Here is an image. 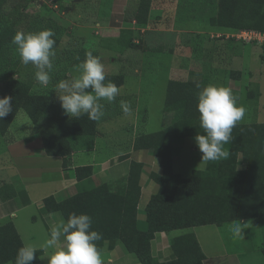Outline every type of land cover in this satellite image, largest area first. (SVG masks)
Masks as SVG:
<instances>
[{"label": "trees", "instance_id": "1", "mask_svg": "<svg viewBox=\"0 0 264 264\" xmlns=\"http://www.w3.org/2000/svg\"><path fill=\"white\" fill-rule=\"evenodd\" d=\"M236 1V0H234ZM248 2L239 30L264 32V0ZM14 2V4L12 3ZM26 0H0V58L14 42L15 26ZM152 0H139L129 18L145 23ZM260 13L254 16V11ZM46 29L54 44L62 26ZM130 34L131 37L125 35ZM123 38V39H122ZM126 38V39H124ZM133 32L122 29L117 44L131 49L141 48L133 41ZM230 74L239 78V70ZM2 76H0V81ZM124 83L118 74H97L90 83L73 88L76 94L112 92ZM21 86H19V85ZM30 84L20 80L0 86V135L5 136L16 113L22 109L37 122L52 106L48 93L30 91ZM195 81L169 79L163 110L172 113V123L154 133L135 136L134 149H151L160 157V174H152L158 190L145 206V226L138 229L137 203L140 196L142 163L132 161L124 194L111 192L106 184L67 199H43V212L60 211L64 218L62 236L70 252H78L83 243L120 240L141 264H204L205 255L192 232L178 236L183 255L159 262L150 254L154 233L202 225H221L231 221L264 217V122H219L204 117L205 104ZM97 108L89 107L74 115H64L48 126L55 152L63 164L71 153L70 135L97 133ZM207 139L204 170H195L188 178L172 170L173 144L185 137ZM242 166H238V157ZM77 169L80 175L89 170ZM41 249L26 250L11 221L0 225V264H35ZM264 255V248H263ZM86 264V263H85Z\"/></svg>", "mask_w": 264, "mask_h": 264}, {"label": "crops", "instance_id": "2", "mask_svg": "<svg viewBox=\"0 0 264 264\" xmlns=\"http://www.w3.org/2000/svg\"><path fill=\"white\" fill-rule=\"evenodd\" d=\"M102 1L108 7L105 9L103 5L100 8L99 16L94 22L99 50L80 52L65 70V74L74 83L88 78H92L91 81H93L97 74H112L107 71L110 70L109 66L118 63L121 67L120 74L124 76L123 85L112 92L76 94L71 91V95L64 97L66 99L62 98L54 103L60 83L54 88L44 79L43 85H48L45 93L52 96L53 108L34 122V126L27 134L12 133L9 128L5 136L0 135V225L11 221L26 250H42L43 253L35 264H40L47 254L51 255L55 264H141L136 255L128 252L120 240L91 241L83 243L78 252H70L62 236L63 215L60 211L43 212V199L52 196L60 201L89 191L101 184H106L111 192L124 194L131 162H141L139 181L141 191L136 207V218L137 228L143 229L140 222H145V206L157 191V183L152 178V174L161 173L160 157L153 155L151 149H134L133 141L138 134L131 133L125 140L118 139L113 144L117 152L99 156L101 148L98 147L97 141L105 138L107 133L100 131L97 126L95 135L68 137L71 153L63 164L62 157L55 152L48 129V126L52 124L50 117L55 118L67 113L75 114L89 107H96L97 124L99 121L131 111L134 112L135 120L137 107L129 106L118 111L110 110L113 103L130 102L128 99L132 93H120L119 89H124L131 78V72L139 73L138 77L133 76V79L134 84L138 81V85H141L146 53L155 58L156 55L153 52H171L168 54L173 58L175 52H181V45H179L181 41L190 43L205 41V36L221 37L218 40L221 41V45H224L222 52H228L230 49L229 44H224L223 41H228L227 37L231 33L222 24L206 23L207 28L204 27L205 25L198 27L199 23L197 24L196 19H189L190 17L181 19L176 17L178 13L173 19L171 17L160 19L164 10L163 1L157 3L156 0H152L145 23H138L129 18L128 12L134 9L137 0ZM178 1L181 2L176 10L180 8V12L181 7H186L189 2L192 3V0ZM105 10L106 14H104ZM163 19L166 21L164 22ZM185 24L186 26L183 27ZM122 29L131 30L133 41L140 42L141 48L131 49L117 44L116 41ZM125 35L131 37L130 34ZM183 49L186 52L190 51L188 46H183ZM84 51L87 49L84 48ZM112 52L118 55H112ZM129 52H141L142 61L139 64L133 62L129 59ZM84 55L90 59L84 62L82 60ZM158 56L162 57V54ZM172 67H174L173 64ZM91 81L75 85V87ZM99 93H107V95L103 96ZM88 103L92 105L85 107ZM122 130L128 132V127L123 126ZM181 143L182 140L173 144V154L177 156L181 154ZM193 147L195 152L200 150L207 153L204 150L207 145ZM88 154L90 156H87ZM174 165H176L175 155L172 159L173 169ZM84 168H89L85 169L89 171L79 176L77 169ZM252 219L257 221L255 229L242 228L243 238L247 240L246 247L243 245L238 249L229 247V243L222 234L224 231L220 229L222 224H211L156 232L150 240V254L159 262L181 257L183 250L177 238L181 234L192 232L205 255L204 264H264V217ZM246 221L245 219L240 222ZM39 224H42V227Z\"/></svg>", "mask_w": 264, "mask_h": 264}, {"label": "rangeland", "instance_id": "3", "mask_svg": "<svg viewBox=\"0 0 264 264\" xmlns=\"http://www.w3.org/2000/svg\"><path fill=\"white\" fill-rule=\"evenodd\" d=\"M138 1L135 2L134 9ZM161 1H163L164 10L160 19H168V17L173 19L178 13L176 16L178 18L196 19L197 24L199 23L198 27L206 23H219L226 26L231 35L227 37L228 41H223V43L229 44L230 49L228 52H222L224 45H221V41L218 40L221 37L205 36V41L199 40V42L191 43L181 41L179 44L181 52H175L173 58L168 54L171 52H153L156 55L155 58L146 53L141 85H138V81L134 84L133 79V76L138 77L139 73L131 72V78L124 89H119L120 93H132L128 99L130 102L113 103L110 110L118 111L125 107L129 108V106L137 107V117L134 120V112L131 111L98 122V129L107 133V135L104 134L105 138L97 141L98 147L101 148L99 156L117 152L116 147L113 146L114 142L116 143L118 139L125 140L131 133L134 135L154 133L172 123V113L163 110L166 84L169 79L190 80L199 84L200 97L205 104L204 117L219 122H264V39L240 40L236 36L248 2L244 0H192V3H187L186 7H181L180 12V8L176 10V7L181 1L156 0L157 3ZM103 5L107 9L108 6L102 0H26L25 6L21 9V17L14 27V42L0 58V76H2L0 86L20 80L31 85V92L42 93L46 92L48 86L43 85L42 80L46 79L47 84H51L54 88L60 83L55 95L57 96L55 103L71 95L75 85L91 81L92 78H88L74 83L66 76L65 70L80 52L99 50L94 22ZM106 13L105 10L104 14ZM259 13V10H255L254 16ZM50 21L53 28L56 26L63 28L57 35L56 44L48 38L46 33ZM163 21L166 20L163 19ZM185 26L186 24L183 25ZM204 27L207 28L206 25ZM183 46L190 47V51L186 52ZM84 48L87 51H84ZM113 54L118 55L116 52H112ZM158 54H162V57ZM86 59L90 58L84 55L82 60L85 62ZM129 59L139 64L142 61L141 52H129ZM109 67L110 70L107 71L110 73H121L118 63H113ZM231 70H239V78L233 77L230 74ZM99 94L107 95V93ZM91 105L88 103L85 107ZM66 115L74 114L67 113ZM62 116L50 117L51 123L57 122ZM33 126L34 122L20 109L9 128L12 133L27 134ZM123 126L128 127V132L122 130ZM202 145L204 147L207 145V139L203 136L182 139L181 154L177 156L172 153V159L175 155L176 160V165L174 169L172 168L174 174L188 178L193 171L206 168L207 153L200 150L195 152L193 147L199 148L203 147ZM204 150L207 151V148ZM237 162L239 167L243 165L240 155ZM246 220L245 223L226 222L220 227L224 231L222 234L229 243V247L233 249H238L241 245L246 247L247 240L243 238L242 228L255 229L257 222L252 218ZM140 224L144 228V222ZM39 225L42 227V224ZM40 264H55V262L51 255L47 254Z\"/></svg>", "mask_w": 264, "mask_h": 264}, {"label": "built area", "instance_id": "4", "mask_svg": "<svg viewBox=\"0 0 264 264\" xmlns=\"http://www.w3.org/2000/svg\"><path fill=\"white\" fill-rule=\"evenodd\" d=\"M237 38L240 40H250V39H264V32L254 30V29H243L239 30L236 34Z\"/></svg>", "mask_w": 264, "mask_h": 264}]
</instances>
